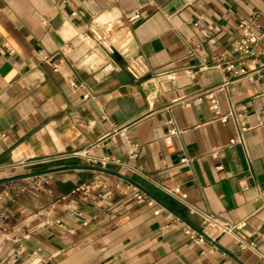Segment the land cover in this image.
I'll return each instance as SVG.
<instances>
[{"label": "crops", "instance_id": "crops-1", "mask_svg": "<svg viewBox=\"0 0 264 264\" xmlns=\"http://www.w3.org/2000/svg\"><path fill=\"white\" fill-rule=\"evenodd\" d=\"M250 17L263 36L242 57L233 45L238 22ZM44 55L57 59V72ZM137 55L148 69L134 78L125 65ZM263 63L264 0H0V179L70 165L49 192L11 204L30 232L26 251L39 248L44 264H256V253L202 227L173 191L219 221L244 220L238 236L264 250ZM240 67L246 74L232 79ZM227 80L214 91L218 113L207 98L177 103ZM170 127L178 133L169 136ZM101 139L91 154L120 164L35 163ZM81 183L105 184L104 200L72 214L59 198ZM129 185L153 203L139 202ZM163 207L206 241L192 244L180 227H166ZM15 247L0 238V264Z\"/></svg>", "mask_w": 264, "mask_h": 264}, {"label": "built area", "instance_id": "built-area-1", "mask_svg": "<svg viewBox=\"0 0 264 264\" xmlns=\"http://www.w3.org/2000/svg\"><path fill=\"white\" fill-rule=\"evenodd\" d=\"M139 14H134L133 17H138ZM254 17L248 19H241L238 22V28L240 30V36L235 41L233 45L234 51L241 54L242 57H251L255 54V48L257 43L263 36V31L260 32V25L257 24L254 20ZM101 35L97 34V38L101 39ZM111 51V49L109 48ZM43 60L50 61L52 64L53 71L57 72L59 70L58 65L56 64L57 59H52L48 55L43 56ZM218 65V64H217ZM264 67V63L262 64ZM126 70L134 77L139 78L147 73V63L144 58L140 55L128 57L125 65ZM227 68H230L229 66ZM246 74V69L240 67L238 70L233 71L232 79H237L241 75ZM231 79V80H232ZM229 81H224L222 84L203 91L201 94H198L192 100L182 99L177 101V103L182 105H189L196 101H201L204 98H207L211 102L212 108L218 113V105L214 95L216 89H220ZM88 94L84 95V98H87ZM218 118L222 121L226 120L225 115H218ZM126 127L115 128L111 133L106 137H113L115 133H124ZM246 129L245 126L241 127V131ZM178 133L176 127H170L167 131V134L174 135ZM103 139L91 145L89 148L81 151H74L71 153H64L59 155H53L52 157H47L36 161L35 163H44L48 161L61 160L70 157H79L84 158L87 162L92 165H98L100 167H106L108 164H120L119 159H113L110 156H95L91 154L90 150L92 148H97L102 144ZM234 139H231V142H234ZM129 154L131 156H136V145L132 144L129 149ZM2 167L0 166V169ZM70 169L69 164H62L52 168L45 169L43 171H33L25 174L19 175H10L5 176L0 179V238H7L16 244L15 249L8 254L4 259L2 264H44V260L38 256L39 248L32 250L30 252L26 251L24 241L30 237V232L21 230L16 222V215L11 208V204L14 203L17 199L22 197L28 192H49L51 185L59 172H63ZM105 184L98 183H81L75 185L69 192L62 195L59 199L65 204L66 210L70 213H79L77 209L78 204L87 202L91 198L96 201H103L104 194L102 193V188H105ZM129 188H135L133 191V196L139 202H145L147 204L153 203L154 199L150 197L144 190L135 187L134 185H129ZM175 195L190 209L191 212H197L202 217L201 225L202 227H208L216 232H224L231 234L239 239L240 249L241 250H251L256 253L258 261L256 264H264V250L257 248L256 241H246L238 236V229L245 226V221H239L237 223H227L219 221L216 217L209 213H204L192 207L186 200V195L180 193L178 189L173 191ZM264 196V190L261 192ZM165 210V218L169 220L166 222V227H180L183 233L188 237L192 244L203 243L207 239V235L202 231L186 222L180 215L175 214L169 209L163 207ZM57 223L61 225V222L57 220ZM72 231V230H71Z\"/></svg>", "mask_w": 264, "mask_h": 264}]
</instances>
